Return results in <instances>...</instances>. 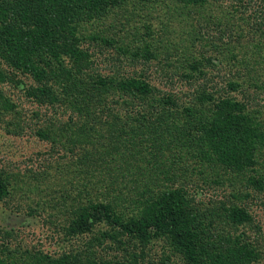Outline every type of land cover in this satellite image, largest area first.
Segmentation results:
<instances>
[{
  "label": "trees",
  "instance_id": "trees-1",
  "mask_svg": "<svg viewBox=\"0 0 264 264\" xmlns=\"http://www.w3.org/2000/svg\"><path fill=\"white\" fill-rule=\"evenodd\" d=\"M130 1L136 7L153 2ZM171 1L166 10H176L178 26L192 21L190 46L200 47L189 69L173 74L192 86L180 93L161 89L145 75L93 73V49L100 47L115 48L119 63L123 58L170 63L165 50L160 53L164 46L153 37L151 24L143 22L145 32L136 31L126 45L129 33L116 38L104 26L111 12L119 15L129 0H0V84L12 83L14 92H22L20 98L36 104L34 119L21 123L14 118L20 103L0 87V122L6 133L23 137L28 128L55 152L59 137L71 128L74 135L63 143L65 149H76L79 161L95 165L114 182H130L135 197L132 207L125 195L77 205L63 230L79 234L82 247L56 255L26 249L23 264H77L71 258L82 264H169L173 255H180L183 264H255L262 259L256 242L240 231L254 220L240 193L205 201L198 189L192 190V174L197 165L202 167L198 173L214 172L219 178L221 172L242 174L264 160V82L256 85L253 74L259 58L264 59V38L255 32L250 43L248 37L244 42L240 35L233 38L225 20L217 24L223 27L220 37H211L200 16L209 0ZM260 25L264 35V19ZM223 63L230 68L218 79ZM68 111L78 118L65 119ZM208 173L202 174L203 183L217 184ZM9 178L0 164V201L10 194ZM248 183L263 193L264 204V173L258 171ZM156 240L169 250L159 260L151 257ZM4 250L10 252L9 246ZM86 250L89 257L83 260ZM0 264L13 263L0 258Z\"/></svg>",
  "mask_w": 264,
  "mask_h": 264
},
{
  "label": "rangeland",
  "instance_id": "rangeland-1",
  "mask_svg": "<svg viewBox=\"0 0 264 264\" xmlns=\"http://www.w3.org/2000/svg\"><path fill=\"white\" fill-rule=\"evenodd\" d=\"M241 2L240 0H209L206 6L202 7L200 16L204 19L207 25L206 30L211 37H220L223 27L217 24L225 20L229 22L226 28L231 27L233 38L240 35L244 42L245 37H248L250 43L254 32L258 37L264 38L261 32L263 27L260 25L264 19V0H243V4ZM167 5H172V1L153 0L151 4L148 3L144 6L139 3L136 7L135 2L129 0L125 7L120 9L119 15L115 14L116 12H111V15L106 18L104 26L116 38L129 33V40H123L122 43L126 45L131 42L130 39L134 38L136 31L145 32L144 28L141 30L143 22L151 24L152 28L156 30V36L153 35V37H156L155 40L164 46L160 49V53L162 54V49L165 50L163 52L168 56L169 64L161 65L160 60L156 59L149 62H132L128 58H123L119 63L116 62L118 51L114 50L115 48L100 47L101 49H93L96 59L93 73L100 72L111 76L117 72L119 77L130 76V74L145 75L146 79L161 89H172L178 93L190 90L191 85L183 84L177 79L178 75L173 76V74L177 70L183 72L185 69H189L200 54V47L190 46L191 39L189 40L188 36L191 34L189 31L194 32L192 21L190 20V25H176L178 15L173 16L176 10L171 8L168 12ZM131 12L140 13L141 16L132 17ZM257 27H259V31ZM163 33H165L164 36ZM166 34L168 35L166 36ZM136 37L145 38V34ZM232 39H227V41L230 45L235 46L231 42ZM238 42H236L237 45L240 43ZM137 44L134 43L132 46ZM165 46L170 47L169 50L165 49ZM259 59L255 65L258 71L253 72L256 85H261L264 82V59ZM173 66H177V68ZM229 68L230 66L223 63L222 70L219 71L221 73L216 72V77L221 79ZM173 81L175 84L172 83ZM0 87L13 102L16 99L22 108L19 111L20 114L14 115L13 111L8 114L7 119L14 115L17 121L25 124L30 123L34 119L32 113L36 109V104L25 97L20 98L22 92L18 93V90L14 92L12 83H2ZM66 113L65 119L71 115L70 111ZM71 116H73L72 119L78 118L77 113H73ZM181 116L182 114H179L178 118ZM69 130L65 135L59 137L61 141L57 142V151L51 150L50 152L51 143L39 140L30 134L28 128L25 136L15 137L7 134L3 123L0 122V164L9 170L10 175L8 180L10 194L6 199L0 201V258L13 264L14 262L23 264L25 260L22 255H25L26 249H32V251L42 249L56 255L63 250L82 247L83 238L79 234L75 236L67 233L66 235L63 230L72 219L71 209L77 205H90L99 201L110 202L116 199L115 195H125L129 199L126 204L131 207L134 205L132 202L135 198L134 193L129 192L128 188L130 182L121 180L114 182L95 165L88 164L86 166L82 161H79L81 155L80 152L77 154L76 149L74 153L65 149L63 143L67 145V142H70L68 136L74 135V130L71 128ZM263 161L261 159L256 163L254 170L247 168L242 174L230 172L227 173L228 175H223L221 172V178L216 177L214 172L198 173L197 169L202 168L199 165L194 168V174H192L195 187L192 190L198 189L199 198L205 201H209L211 197L221 199L227 194L240 193V200H243V204H246L254 217L253 222L241 226L240 231H246V234L250 235L258 245L262 259L255 264H264V204L261 199L263 193L257 191L248 182H250L251 176L258 174V171L264 173ZM207 173L208 180L217 179L215 180L217 184L203 183L202 174L206 175ZM221 179L222 184L218 183V180ZM198 182L202 186H197ZM249 192L251 197L247 198L246 195ZM120 205L125 204L121 201ZM256 225L259 227L257 228ZM6 231H11L12 235L8 237ZM152 243L150 245L152 258L159 260L161 255L169 252L163 240H156ZM7 246H9L10 252L4 250ZM85 252L83 260L89 257L90 253L89 250ZM94 254L99 255V252ZM103 254H105L104 251H101L100 255ZM109 254H113V252H109ZM121 255H123L122 252ZM71 259L74 262L77 261V264H82V260ZM169 264H183L181 256L173 255Z\"/></svg>",
  "mask_w": 264,
  "mask_h": 264
}]
</instances>
